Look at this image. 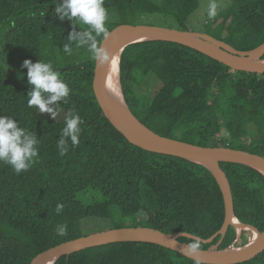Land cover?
<instances>
[{
	"label": "trees",
	"instance_id": "16d2710c",
	"mask_svg": "<svg viewBox=\"0 0 264 264\" xmlns=\"http://www.w3.org/2000/svg\"><path fill=\"white\" fill-rule=\"evenodd\" d=\"M61 2L0 0V115L17 120L39 140V158L29 170L16 174L0 162V264H29L59 243L115 227L143 225L168 234L210 237L224 221V202L214 175L200 163L133 145L115 129L94 95L95 60L87 47L73 44L71 55L63 52L73 28L87 26L59 20L54 8ZM104 7L115 8L118 14V22L106 24L109 31L124 23L153 24V18L161 20V26L186 29L199 0H105ZM204 33L240 50L258 46L264 42V0H228ZM49 48L58 52L64 65L51 61ZM26 59L51 62L70 87L69 102H61L54 119L27 105L31 89L22 67ZM149 77L160 82L153 95L142 92ZM119 78L131 112L158 134L264 156V73L233 70L176 42L143 40L123 49ZM69 111L78 113L84 123L79 144L71 147L69 140L68 153L60 156L57 142ZM248 134L257 137L242 145ZM220 166L231 186L237 219L264 231V175L242 163L220 161ZM89 188L104 199L89 206L77 201L76 194ZM57 204L64 205L59 215ZM114 214L134 223L112 226ZM59 225H67V235L57 234ZM234 237L229 226L219 249L228 247ZM219 238L201 243V248ZM179 240L192 242L188 237ZM53 264L195 262L155 243L129 241L62 255ZM236 264H264V250Z\"/></svg>",
	"mask_w": 264,
	"mask_h": 264
},
{
	"label": "water",
	"instance_id": "95a60500",
	"mask_svg": "<svg viewBox=\"0 0 264 264\" xmlns=\"http://www.w3.org/2000/svg\"><path fill=\"white\" fill-rule=\"evenodd\" d=\"M109 32L110 36L106 40L102 39L100 44L109 50L111 56L120 39L124 36L128 37L123 39L120 55L123 49L131 43L143 40H165L195 49L233 70L264 73V63L256 61L264 57V42L252 49L240 50L208 33L153 24L133 25L124 23L113 27ZM135 36H146L148 38L131 41ZM108 64L109 62L101 65L95 61L92 82L94 95L105 117L133 145L147 151L177 156L206 166L217 180L222 193L224 221L221 227L208 238H201L187 232L168 234L157 228L143 225L110 228L59 243L35 255L29 264H44L51 258H55V262L62 255H69L86 248L129 241L155 243L194 260V257L182 252L184 245L188 243L180 241V237L192 239L199 237L202 243H211L217 236H220L214 245L206 249L201 248V263L204 264H236L249 260L263 251L264 231L260 232L253 226L242 223L234 214L231 186L225 171L220 166V161L246 164L264 175V156L225 146H200L184 140L163 136L140 122L126 104L135 121L134 123H129L118 112L108 95L106 88ZM233 217L262 236L245 250L230 254L223 252L225 248L219 249V245L225 237L229 226H232L231 219Z\"/></svg>",
	"mask_w": 264,
	"mask_h": 264
},
{
	"label": "clouds",
	"instance_id": "9594fccd",
	"mask_svg": "<svg viewBox=\"0 0 264 264\" xmlns=\"http://www.w3.org/2000/svg\"><path fill=\"white\" fill-rule=\"evenodd\" d=\"M105 0H62L56 3L54 12L58 19L66 18L75 26L83 24L86 30L75 28L68 34L67 43L63 45V52L71 55L73 44L76 48L87 47L93 60L103 65L110 61L111 53L98 43V38L107 39L110 36L106 26L109 15L104 7ZM219 5L216 0H210L207 17L214 19L218 15ZM23 68L27 69V79L30 85L27 105L35 108L39 113H48L54 119L58 114L61 102L67 104L70 97V87L60 77L51 62L41 60L33 63L24 60ZM83 120L78 113L69 111L65 119V127L62 129L57 148L60 156H64L71 147L79 144L82 132ZM39 140L36 133L19 125V122L9 116L0 115V162L11 166L16 174L29 170L39 158ZM64 205L57 204L55 212L59 215ZM56 232L60 236L67 235V225L57 226ZM201 243L199 237L185 244L182 252L194 257L195 264H201Z\"/></svg>",
	"mask_w": 264,
	"mask_h": 264
},
{
	"label": "rangeland",
	"instance_id": "374dc122",
	"mask_svg": "<svg viewBox=\"0 0 264 264\" xmlns=\"http://www.w3.org/2000/svg\"><path fill=\"white\" fill-rule=\"evenodd\" d=\"M209 2L210 0H199V7L194 11L191 17L184 24V27L186 28V30H191L195 32H204L206 30V27L212 23L213 19L210 20L207 17V10H208ZM216 2L219 5L218 13L223 8H225V6L228 4V0H216ZM106 9L109 15V20L107 24L118 22L119 19H118L117 10L115 8H106ZM151 22L154 25H162L163 23L159 19L154 20V18L151 20ZM49 53H50L49 58L51 59L53 63H56L59 66L64 65L61 57L59 56L56 50L53 51V50H50L49 48ZM159 87H160V82L156 80L154 77H149L143 83L142 92L148 95H153L155 94V92L158 90ZM220 137L222 139L224 138V132H221ZM256 137L257 135L251 136L248 134L241 139V144L248 145L251 142H253ZM103 199H104L103 194L99 192L97 189H92V188H89L83 192H79L76 194V200L83 203L86 206H89L94 201H102ZM111 222H112V226H114V224L130 225L134 223L132 219H129V218L120 219L119 216L115 214ZM236 238H237V234L235 232V237L228 247L235 244L234 242Z\"/></svg>",
	"mask_w": 264,
	"mask_h": 264
},
{
	"label": "bare ground",
	"instance_id": "6f19581e",
	"mask_svg": "<svg viewBox=\"0 0 264 264\" xmlns=\"http://www.w3.org/2000/svg\"><path fill=\"white\" fill-rule=\"evenodd\" d=\"M128 36H124L123 38L120 39L113 55L111 56V59L109 61L107 71H106V88L108 91V95L115 106V108L118 110V112L124 117L126 121L129 123H134V119L132 118L129 109L124 101V97L121 91V86H120V80H119V58H120V52L121 48L123 46V39L127 38ZM148 37L146 36H135L131 41L135 40H143L147 39ZM257 62L264 63V57L261 58L260 60H256ZM231 225L233 226L237 238L235 240V244L231 245L230 247H226L223 249L224 253H230V254H235L239 253L252 244H254L257 240L261 238V234H256L252 232L247 226L243 225L240 223L236 218L231 219ZM243 230L246 233L251 234L254 237V240L248 239ZM55 258H51L47 260L44 264H52L54 262Z\"/></svg>",
	"mask_w": 264,
	"mask_h": 264
}]
</instances>
